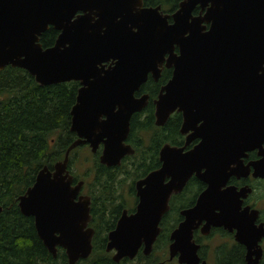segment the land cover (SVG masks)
<instances>
[{
    "label": "water",
    "instance_id": "95a60500",
    "mask_svg": "<svg viewBox=\"0 0 264 264\" xmlns=\"http://www.w3.org/2000/svg\"><path fill=\"white\" fill-rule=\"evenodd\" d=\"M124 2L0 0V71L7 66L22 69L40 86L70 81L83 86L70 111V132L77 140L53 171L44 166L33 185L18 197L19 211L33 218L42 245L53 258L58 247L63 249L68 264L91 255L94 236L89 226L90 197H78L83 182L72 187L67 170L69 153L84 144L95 153L101 144L99 162L106 167L119 166L124 157L134 154L125 140L132 114L146 104V96H133L146 78L139 66L167 54V66L176 68V80L156 103V126H163L178 106L184 123L190 125L193 109L189 111L188 105L205 100L218 113L215 119L205 121L204 137L207 140L211 131V138L215 134L217 141H203L183 154L180 149L164 146L162 167L135 183L134 212L124 210L107 235L105 250L112 253L114 263L133 260L139 251L144 256L151 254L172 193L182 190L198 171L196 165L213 164L221 155L230 154L219 150L220 135L239 129L241 123L243 128H253L263 107L264 85L256 74L248 78L245 71L264 66V0H182L172 15V25H167L157 9H141V0H129L138 11L124 17ZM196 2L209 4L203 21L210 27L205 32L200 31L203 21L198 17L189 21ZM85 10L90 14L85 15ZM78 11L83 15L76 16ZM48 25L61 29L62 34L54 48L43 50L38 36ZM112 49L118 53H107ZM110 59L116 60L114 67L105 69L102 64ZM151 71L153 77L159 74L157 67ZM216 169L219 171L218 167L208 169L205 182L209 190L199 196L194 208L181 212L183 220L170 233L168 256L169 260L176 258L177 264H206L198 257L199 246L193 240V231L203 221L204 235L211 226L227 228L224 215L219 213L220 202L212 199ZM165 178H170L167 183ZM242 243L248 251L258 247L253 239ZM254 254L260 257V250Z\"/></svg>",
    "mask_w": 264,
    "mask_h": 264
},
{
    "label": "trees",
    "instance_id": "16d2710c",
    "mask_svg": "<svg viewBox=\"0 0 264 264\" xmlns=\"http://www.w3.org/2000/svg\"><path fill=\"white\" fill-rule=\"evenodd\" d=\"M168 1L175 7L180 0ZM144 2L167 5L165 0ZM74 85L75 82L40 86L22 69L7 66L0 71V264H68L63 250H58L53 258L43 247L33 219L20 213L18 197L33 185L44 166L51 169L63 159L75 139L70 132V111L76 98ZM153 127L152 119L142 125L132 122L129 138L134 154L124 158L119 173L118 167L112 172L99 164L96 154H90L92 166L88 167L92 171L81 177L80 165L77 169L74 166L78 152L84 148L70 152L68 169L85 181V192L91 197L89 226L94 230L91 255L76 264H177L168 256L169 236L179 221L174 209L162 218L149 256L139 252L133 261L114 263L112 253L105 250L108 233L115 228L125 205L129 207L119 195L120 185L129 182L128 196L133 199L134 182L156 162L162 136ZM167 136L171 140L169 132Z\"/></svg>",
    "mask_w": 264,
    "mask_h": 264
},
{
    "label": "flooded vegetation",
    "instance_id": "af4514ba",
    "mask_svg": "<svg viewBox=\"0 0 264 264\" xmlns=\"http://www.w3.org/2000/svg\"><path fill=\"white\" fill-rule=\"evenodd\" d=\"M181 1L182 0H180L174 7L170 5L171 1L168 0H165V3L167 5L164 6H162L161 4H148L145 3L144 0H141V9H157V14L159 16L166 17L167 25H172L174 23L172 15H174L179 10L178 4ZM124 6V17L130 16V11L132 13L138 11V7L132 9L129 0H126V2H124ZM208 8L209 4L196 2L190 9L189 21H191V19L195 17H198L203 21L206 10ZM84 14L89 15L90 10H85ZM82 15L83 13L81 11L76 12V16ZM116 20L119 21L120 19L117 18ZM199 26L200 31L205 32L209 29L210 24H206L203 21L199 24ZM202 27H204L203 30ZM125 29L128 30V28H126V25ZM61 34V29H58L52 25H48L46 29L42 31L38 36V43L43 50L52 49L55 47L57 40L59 39ZM67 47L68 44H66V48ZM100 49H102V47ZM175 52H177V50H175ZM107 53H118V51L112 49ZM167 59V54H164L162 56H155L152 57L145 65L139 66V70L145 73L146 78L145 81L138 87V89L134 91L133 96L136 99L141 98L142 96H146V104L140 111L132 114L129 122V134L127 139L125 140V143L130 145L131 147L133 146L131 143V138H129L132 122H135L137 125H142L144 121L151 119L153 120L154 126L152 129L157 132L158 135L162 136V139L161 145L156 152V162L152 167H149L139 179L134 182V198L131 199L128 196V193L126 194V196L131 200V205L129 207H126L125 205V208L122 209L121 213L124 210L128 211V213L134 212L137 204L135 183L137 181L144 180L149 174L159 170L162 167L164 163L163 159L165 157H161L160 152L164 148V146H170L171 148L180 149L183 154L195 150L196 146H198L203 141H206L209 144H211V142L215 143L217 141L215 134H213V137L211 138V131H208L209 137L207 140L204 137L205 121L215 119L218 113L216 109L209 107L205 100L188 105L189 111L193 109L192 112L189 113V120L191 121L190 125L184 123L183 110L179 106L176 107L175 110L167 117L166 122L163 126L159 127L155 125L156 103L159 101L160 97L162 98L167 94L165 88L169 85V83L176 80L174 74L176 68L174 65L167 66ZM115 62L116 60L110 59L102 65H104L105 69H112ZM155 67H157L159 74L156 77H153V73L151 70ZM258 68V65L252 66L246 69L245 72L247 73L248 78H254V75L256 74V78H259L263 86L264 66H262L261 69ZM198 78H201V76H198ZM70 82L76 83V85L74 86L76 88L77 97L78 91L83 86L79 81ZM260 101L263 104V107L261 109V114L258 116L257 121L254 123L253 128H243L241 123L239 129L229 132L230 134H225L230 137H227L223 134L220 135L221 145L219 147V150L222 153L230 154H226L225 156L221 155L219 161L213 164L207 163L198 164V166L196 165V169H198V171L193 172L182 190L177 193H172L168 201L169 208L164 216L168 212H172V209L177 211L179 217V221L176 225L177 227L178 224L183 220L181 212L194 208L199 196L209 190V185L207 182H205V179L209 173L208 169L214 167L219 168V171L218 169H216V171L218 172L213 176V184L216 193L212 194V199L220 202L219 213H222L224 215L227 223V228H225L224 226H211L208 233L204 235L201 232V227H203V225L205 224V222L203 221L202 224L193 231V240L195 244L199 246L197 255L200 260L205 261L206 264H210L207 259V256L210 254V249H208L206 241L213 238H218L220 240L219 246H217L214 250L215 264H264V234L262 232L264 230V98H262ZM226 115H228V113H226ZM165 132L167 134L168 132L170 133L171 140L166 138L168 136L167 134H164ZM73 134L75 135V139L72 141V143L77 140L76 134ZM144 136L146 140H149V136L147 134H144ZM78 148L87 149V151L92 155L96 154L97 160L99 162V157L103 148L101 144L99 145L95 153H92L90 151V148L87 144L80 145L72 151H75ZM124 158L122 159V161L124 160ZM63 159L61 161H63ZM120 166L121 164L119 166L105 167L107 169H111L110 171L112 172H114L115 168L118 167L119 173L121 171ZM53 167L51 169H49L48 167L47 168L50 171H53ZM67 170L73 179L72 187H74V185L79 182H83L78 197H90V195H88V192L84 193L85 181L83 179H78L77 177L72 175L71 171L68 169V164ZM169 179L170 178H165L164 183H167ZM210 199L211 196L209 195L208 200L210 201ZM122 201L125 203V198H123ZM236 237L238 238V240H236ZM248 239L255 240L256 243L254 245H257L258 247H256L255 249L252 248L251 251H248L246 245L242 243L243 241L246 242V240ZM58 250L63 249L58 247L57 252ZM216 250L217 253L215 252ZM256 250H260V257H256V254H254ZM172 260H175L177 263L176 258Z\"/></svg>",
    "mask_w": 264,
    "mask_h": 264
},
{
    "label": "rangeland",
    "instance_id": "374dc122",
    "mask_svg": "<svg viewBox=\"0 0 264 264\" xmlns=\"http://www.w3.org/2000/svg\"><path fill=\"white\" fill-rule=\"evenodd\" d=\"M88 164L92 166V158L90 152H88L87 149L79 151L74 169H77L78 165H80V169L78 170V173L81 177H83L85 173L90 171ZM128 185H129L128 181L124 182L123 184L120 185L118 191L120 197H122V199L125 198V203H128V206H130L131 200L126 196V194L128 193ZM219 244H220V240L218 238H213L211 240L206 241V245L208 246V249H210L209 250L210 254L207 256V259L210 264H215L214 250L217 246H219Z\"/></svg>",
    "mask_w": 264,
    "mask_h": 264
},
{
    "label": "bare ground",
    "instance_id": "6f19581e",
    "mask_svg": "<svg viewBox=\"0 0 264 264\" xmlns=\"http://www.w3.org/2000/svg\"><path fill=\"white\" fill-rule=\"evenodd\" d=\"M91 216V215H90Z\"/></svg>",
    "mask_w": 264,
    "mask_h": 264
}]
</instances>
